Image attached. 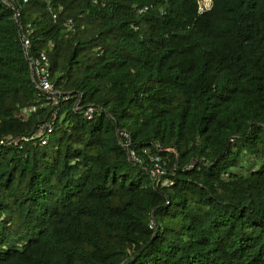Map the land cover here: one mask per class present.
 <instances>
[{
  "label": "trees",
  "instance_id": "obj_1",
  "mask_svg": "<svg viewBox=\"0 0 264 264\" xmlns=\"http://www.w3.org/2000/svg\"><path fill=\"white\" fill-rule=\"evenodd\" d=\"M7 1L0 139L56 116L0 144V264H264V0Z\"/></svg>",
  "mask_w": 264,
  "mask_h": 264
},
{
  "label": "built area",
  "instance_id": "obj_2",
  "mask_svg": "<svg viewBox=\"0 0 264 264\" xmlns=\"http://www.w3.org/2000/svg\"><path fill=\"white\" fill-rule=\"evenodd\" d=\"M8 5H10V2L7 0H4ZM27 0H23V2H26ZM211 7V0H200L199 3V11L203 12L206 9H209ZM20 13L18 10L15 9L13 19L18 27V34L21 41L23 53L25 56V59L27 60L28 67L30 70V77L31 80L35 86L40 92H42L45 95L46 98V104L51 105L52 107L59 104L60 100L66 99L67 96L59 91L54 81L52 80L51 76V68H50V60L47 54L44 51H40L37 54L31 53V42H30V34L32 33V27L30 24H23L19 21ZM52 18H56V14L52 13ZM64 25L68 29H73L72 27V20L68 19L64 23ZM35 106H30L27 108L26 112H32L35 110ZM93 112V107L86 108L85 116L91 117V114ZM55 113L56 111H53L50 115L49 120H46L43 124H41L37 130L34 132L32 136H20V137H11L7 136L0 139V144H13L18 145L21 142H27L31 140L34 136L40 138L41 144H46L48 141V137L50 133L53 130V121L55 119ZM119 136L123 138L122 145L127 148L128 144L130 142L129 134L125 131H119ZM134 154L132 151H130L129 156L132 157ZM153 160L158 161V157L153 158ZM150 175L155 180L159 178V176L163 175V171L161 169V166L158 162L155 163L153 166V169L150 172ZM167 186H169L171 183H164Z\"/></svg>",
  "mask_w": 264,
  "mask_h": 264
}]
</instances>
